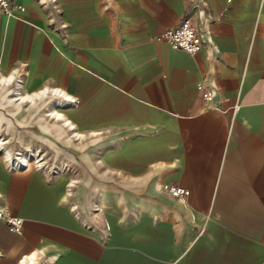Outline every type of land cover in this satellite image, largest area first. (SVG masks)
<instances>
[{"label":"crops","instance_id":"obj_1","mask_svg":"<svg viewBox=\"0 0 264 264\" xmlns=\"http://www.w3.org/2000/svg\"><path fill=\"white\" fill-rule=\"evenodd\" d=\"M10 1L0 124L34 120L83 171L17 170L0 136V209L23 220L0 219V264H264V0H206L194 56L160 40L191 0Z\"/></svg>","mask_w":264,"mask_h":264},{"label":"rangeland","instance_id":"obj_2","mask_svg":"<svg viewBox=\"0 0 264 264\" xmlns=\"http://www.w3.org/2000/svg\"><path fill=\"white\" fill-rule=\"evenodd\" d=\"M13 89V87H10V90L5 89L4 91H1L2 93L0 94V97L4 96L3 94H5L6 97L7 94H12ZM3 103L4 101L0 98V112L8 117L7 115L9 112L6 107L2 106ZM51 103L52 102L49 101L42 106L40 115H43L48 110ZM33 121L34 120L32 119L31 121L28 120L30 124H27L26 126H19L14 123L13 129H10L4 124H0V136L8 142L7 146L13 154H29L30 152H38L42 161L39 159L38 155L34 156L41 164H43L41 171H45L49 174L53 171H57L60 175L68 174L71 176V179H78L76 176H78V173L83 171V167L79 164L78 151L70 148V144H67L64 139L56 140L47 133L41 134L39 126ZM47 140L54 142L56 147H49L46 143ZM86 152L87 151L85 150L84 153ZM35 167L36 166L33 164H30L29 166V168L33 170H36ZM72 175L75 177H72Z\"/></svg>","mask_w":264,"mask_h":264},{"label":"built area","instance_id":"obj_3","mask_svg":"<svg viewBox=\"0 0 264 264\" xmlns=\"http://www.w3.org/2000/svg\"><path fill=\"white\" fill-rule=\"evenodd\" d=\"M48 1L53 4L56 2V0ZM207 6L208 3L206 0H191V7L189 9V12L185 15V17L180 21V23L176 27L164 31L160 36V40L167 43L172 49L182 51L189 56H194L201 52L204 49V43L201 38V29L193 23L191 13H202L201 18L204 19V22H209V17L206 16L205 18L204 14V11L207 9ZM14 10L23 12L24 8L22 6L12 4L10 0H0V18L14 17ZM203 97L204 99H209L207 93H205ZM41 169L42 168H38V170ZM51 174L57 175V171H53ZM72 188L73 187H68L70 193ZM160 190L163 194L174 199L182 198L188 195V192L186 190L172 184H164L161 186ZM71 197L72 195H69V198ZM93 210H97V208H94ZM0 219H3L5 221L10 233L17 236L22 235V219L12 216L6 208L0 209Z\"/></svg>","mask_w":264,"mask_h":264},{"label":"bare ground","instance_id":"obj_4","mask_svg":"<svg viewBox=\"0 0 264 264\" xmlns=\"http://www.w3.org/2000/svg\"><path fill=\"white\" fill-rule=\"evenodd\" d=\"M56 95V94H55ZM64 94H58V92H57V95H56V97H58L59 99L61 98H64ZM57 98V99H58ZM65 99V98H64ZM68 100H69V98H68ZM61 102V101H60ZM69 102L70 101H65V103H63V104H59V106L60 107H62V108H68L69 107ZM57 103H59V102H57ZM48 115L49 116H47V117H51V119H60L62 116H61V114L59 113V110H58V108H57V106H56V103L54 102L52 105H51V107H50V109H49V111H48ZM44 117V116H43ZM63 120V119H62ZM58 121V120H57ZM62 123H64V121L62 122ZM59 125V124H58ZM63 125V124H62ZM62 125H59L60 127L62 126ZM65 125V124H64ZM62 128H64V127H62ZM2 140V139H1ZM0 145H2V142L0 141ZM1 147V146H0ZM3 147V146H2ZM4 153L10 158L11 156H10V154H9V152L7 151V150H4ZM8 158V159H9ZM11 161H12V167H15V169H17V170H23V169H25V168H28L29 166H30V164H33V165H35L36 167H38V168H42L43 166H42V164L40 163V161H38L36 158H35V156L34 155H32V154H20L18 157H16V158H14V159H10ZM70 193V192H69ZM32 263V262H31Z\"/></svg>","mask_w":264,"mask_h":264}]
</instances>
